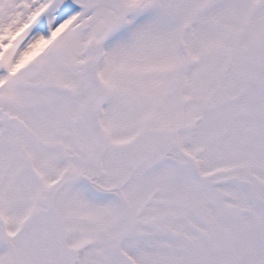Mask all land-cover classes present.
I'll use <instances>...</instances> for the list:
<instances>
[{
  "label": "snow or ice",
  "instance_id": "snow-or-ice-1",
  "mask_svg": "<svg viewBox=\"0 0 264 264\" xmlns=\"http://www.w3.org/2000/svg\"><path fill=\"white\" fill-rule=\"evenodd\" d=\"M0 264H264V0H0Z\"/></svg>",
  "mask_w": 264,
  "mask_h": 264
}]
</instances>
